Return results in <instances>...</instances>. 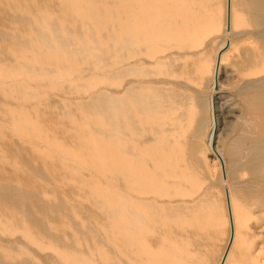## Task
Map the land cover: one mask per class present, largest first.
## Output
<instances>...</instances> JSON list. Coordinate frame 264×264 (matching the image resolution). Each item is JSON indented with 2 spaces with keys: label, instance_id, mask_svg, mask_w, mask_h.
<instances>
[{
  "label": "rangeland",
  "instance_id": "rangeland-1",
  "mask_svg": "<svg viewBox=\"0 0 264 264\" xmlns=\"http://www.w3.org/2000/svg\"><path fill=\"white\" fill-rule=\"evenodd\" d=\"M224 5L0 0V264H218L229 226L219 167L204 142L206 70L227 37L212 33L202 51L181 40L212 29ZM233 7L241 25L214 96L215 146L235 203L253 217V234L242 228L241 238L258 249L264 0ZM136 14L150 18V43L165 48L155 64L131 55ZM131 169L157 180L162 193L159 204L141 201L132 220L131 194L143 193L131 189ZM226 264H243L239 243Z\"/></svg>",
  "mask_w": 264,
  "mask_h": 264
},
{
  "label": "bare ground",
  "instance_id": "bare-ground-1",
  "mask_svg": "<svg viewBox=\"0 0 264 264\" xmlns=\"http://www.w3.org/2000/svg\"><path fill=\"white\" fill-rule=\"evenodd\" d=\"M233 1L234 0H225L224 10L221 19L219 23L216 24L212 29L197 33L195 35V39L193 36L187 35L185 36L184 39L181 40V44L183 47L186 48L194 47L195 50L202 51L206 44L205 39L208 38L212 33H219V34L223 33L227 37L225 42L222 43L219 46V48L215 50L213 61L211 60V63L212 62L213 63L212 65L210 64L208 70H206L208 73L209 80L211 82L208 87L209 89L208 105L210 109L211 124L204 142H206L205 143L207 146L206 149L209 150L211 154L214 155L215 160L217 161L216 166L219 167V175L224 188L225 208L227 211L225 222L229 226V235L226 240L218 264L227 263L229 258H231L233 250L238 243L240 244V255L242 257L243 264H264V245H261L258 249L257 248L253 249V243L248 238L246 237L244 239L241 238L242 228L247 229L248 234H253L251 227L253 223V217L251 214L248 213V211H244V210L242 211L235 203L231 188L227 186L230 180V172L227 167L225 153L221 149H219L218 146H215V140L217 136V124L213 114V108H215L214 96L215 94L221 91L222 87L221 84H219L221 68L225 64L228 56H230L231 53L230 51L233 48V41L231 40L230 36L233 35L235 33L236 28L241 25V19L234 10ZM136 2H138V5L140 4V0H131L132 5H134V3ZM142 9H144V7H142ZM139 16L140 14H136L133 15L132 18L131 55L132 54L145 55L147 57L146 59H151L150 62L152 64H155L156 62L155 57L157 56V54L164 52L165 48L159 49L158 48L159 46L157 44L152 45V43H150L149 40H151L152 37H149L148 35L149 30L147 29V27L149 26L152 27V25L148 24L149 23L148 20L150 18L147 17L145 21L140 22V19L139 20L136 19V17L138 18ZM177 37L181 38L180 33H178ZM230 60H232V58ZM116 81L117 80L111 82L110 84H114L116 83ZM95 87L96 84L91 88H95ZM192 116L194 118L195 116H197L196 110H193ZM132 117H133V108L131 107V119ZM256 129H258V127ZM206 158H208L207 154L204 157V163L206 165L207 170H209L210 162ZM160 186L161 185L157 180L148 177L146 173H140L139 171H134L131 169V189L139 190L140 192L143 193L144 196V197L142 196V198H139L135 194H131V220L135 218L134 217L135 211H137L138 215L141 213V205H140L141 201L145 202L148 200V201H153L156 204H159L162 201L161 198L162 193ZM192 187L195 190H199V191L202 190V186L200 183H195L192 185ZM131 242H132V238H131Z\"/></svg>",
  "mask_w": 264,
  "mask_h": 264
}]
</instances>
